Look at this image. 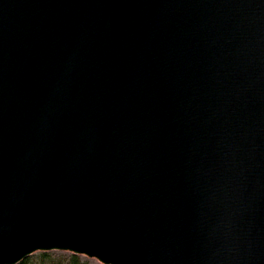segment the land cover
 Here are the masks:
<instances>
[{
  "label": "water",
  "instance_id": "obj_1",
  "mask_svg": "<svg viewBox=\"0 0 264 264\" xmlns=\"http://www.w3.org/2000/svg\"><path fill=\"white\" fill-rule=\"evenodd\" d=\"M264 264V0H0V264Z\"/></svg>",
  "mask_w": 264,
  "mask_h": 264
},
{
  "label": "rangeland",
  "instance_id": "obj_2",
  "mask_svg": "<svg viewBox=\"0 0 264 264\" xmlns=\"http://www.w3.org/2000/svg\"><path fill=\"white\" fill-rule=\"evenodd\" d=\"M50 253H52L54 256V258L52 259L53 262H46L45 264H66L65 263L66 257H67V255H70L68 253H61V252H50ZM38 254L39 253H36L30 257L31 263H29V264H43L38 260V258H37ZM81 259L85 264H100L99 262H97L96 260H93V259H87L84 257H82Z\"/></svg>",
  "mask_w": 264,
  "mask_h": 264
},
{
  "label": "trees",
  "instance_id": "obj_3",
  "mask_svg": "<svg viewBox=\"0 0 264 264\" xmlns=\"http://www.w3.org/2000/svg\"><path fill=\"white\" fill-rule=\"evenodd\" d=\"M38 260L45 264L46 262H53L52 259L54 258L52 253H39L37 255ZM82 257L79 256H74V255H67L66 257V264H85L82 259ZM31 258H27L26 260H24L23 262H21L20 264H29L31 263Z\"/></svg>",
  "mask_w": 264,
  "mask_h": 264
}]
</instances>
